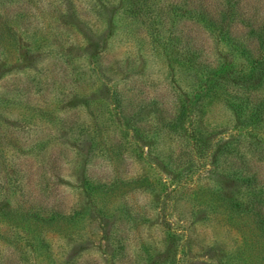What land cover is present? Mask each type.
<instances>
[{
	"label": "trees",
	"instance_id": "trees-1",
	"mask_svg": "<svg viewBox=\"0 0 264 264\" xmlns=\"http://www.w3.org/2000/svg\"><path fill=\"white\" fill-rule=\"evenodd\" d=\"M17 71L0 95V264H264V0H0V82ZM212 223L235 248L194 245Z\"/></svg>",
	"mask_w": 264,
	"mask_h": 264
},
{
	"label": "rangeland",
	"instance_id": "rangeland-1",
	"mask_svg": "<svg viewBox=\"0 0 264 264\" xmlns=\"http://www.w3.org/2000/svg\"><path fill=\"white\" fill-rule=\"evenodd\" d=\"M205 35V34H204ZM120 48H115L116 50L111 51V53H109V60L112 59V62H109V66L111 68V70H115V72H119V68L118 65H116V62L114 59L115 56H117V54H123L124 51V47L122 43L119 44ZM130 49H133V47H130ZM25 51H22L19 53V57L20 59L18 60V65L21 66L20 64L25 62V58L23 57V55ZM148 70L149 73L151 72V76H157V77H161L162 74L166 71V66L164 64L163 61L160 60H154L153 62H150L148 64ZM175 74L177 76L178 79H181L185 84L187 85H192V84H196V80H197V75L193 70H190L186 67H180L178 65L175 64ZM25 73L24 72H20L17 71L15 73L10 74V80L9 82H7L6 84H3V82H0V95L4 94V92L6 91V88H9L11 85L15 84V82H24L26 81L25 78ZM6 76V75H5ZM46 88H53V86H47ZM3 111H5L7 114H13L16 115L18 112H22L20 107H16L14 105H6V106H2L1 107ZM212 112V115L216 118H218L219 120H229L230 116L227 114V112H225L222 107L219 104L214 105V107L210 108V112L209 114ZM52 144V143H51ZM50 144V145H51ZM73 157V156H72ZM36 165H33L32 168L34 169ZM67 176L69 177V179L75 178L74 174H75V170L73 165L70 163L67 164ZM76 180V179H75ZM30 184H34V182H31ZM191 182L190 185L193 188H195L196 184ZM191 190H188V192H191ZM79 193L77 190H74L72 192L73 196L77 197ZM137 198L140 201H143V196H137ZM177 208L182 207L184 205L185 208H189V206H192L191 201L186 200L185 197H183V200L181 199L179 202L174 204ZM183 208V207H182ZM178 213V210H177ZM178 214H181V211H179ZM207 224V223H206ZM153 229H150V232H152ZM149 233V230L147 231ZM193 243L195 246L197 245H202V246H211L212 247V252L215 255H223L224 253L232 250L233 248L236 247L237 243L239 242L240 238L237 235V233L231 229H227L225 226H222L218 223H212L209 225H199L197 227V229H194L193 232ZM51 242L55 245L58 246L60 244H65L67 243L66 238L59 236V235H53L51 237ZM0 246H2V243L0 241ZM207 257L206 253L204 254V257L199 259V262H202L203 264V258ZM206 264H217V262H215L214 260H209V262H207Z\"/></svg>",
	"mask_w": 264,
	"mask_h": 264
}]
</instances>
